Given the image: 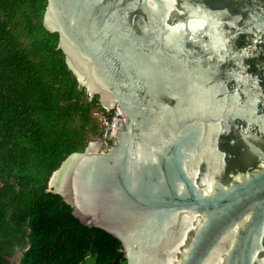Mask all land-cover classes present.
Listing matches in <instances>:
<instances>
[{
  "label": "water",
  "instance_id": "water-1",
  "mask_svg": "<svg viewBox=\"0 0 264 264\" xmlns=\"http://www.w3.org/2000/svg\"><path fill=\"white\" fill-rule=\"evenodd\" d=\"M41 23L125 116L47 190L125 264H264V0H46Z\"/></svg>",
  "mask_w": 264,
  "mask_h": 264
},
{
  "label": "trees",
  "instance_id": "trees-1",
  "mask_svg": "<svg viewBox=\"0 0 264 264\" xmlns=\"http://www.w3.org/2000/svg\"><path fill=\"white\" fill-rule=\"evenodd\" d=\"M46 0H0V264H125L119 241L47 190L99 125L84 86L42 26Z\"/></svg>",
  "mask_w": 264,
  "mask_h": 264
},
{
  "label": "built area",
  "instance_id": "built-area-1",
  "mask_svg": "<svg viewBox=\"0 0 264 264\" xmlns=\"http://www.w3.org/2000/svg\"><path fill=\"white\" fill-rule=\"evenodd\" d=\"M103 111L92 110L91 115L96 119L99 125L100 148L105 150L113 143V134L116 128L115 121L119 118L124 121L125 116L121 113L119 106L112 105L110 108H105L100 105Z\"/></svg>",
  "mask_w": 264,
  "mask_h": 264
},
{
  "label": "rangeland",
  "instance_id": "rangeland-1",
  "mask_svg": "<svg viewBox=\"0 0 264 264\" xmlns=\"http://www.w3.org/2000/svg\"><path fill=\"white\" fill-rule=\"evenodd\" d=\"M68 67V66H67ZM72 72V71H71ZM80 86H83V85H81V84H79ZM85 88V87H84ZM85 90H87L86 88H85ZM88 97H89V95H88ZM97 140V138L96 137H94V138H90V140L89 141H96Z\"/></svg>",
  "mask_w": 264,
  "mask_h": 264
}]
</instances>
